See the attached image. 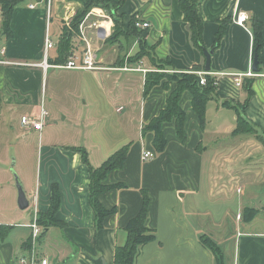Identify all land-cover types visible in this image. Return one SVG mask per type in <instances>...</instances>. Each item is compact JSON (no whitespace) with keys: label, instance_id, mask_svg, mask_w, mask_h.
Returning <instances> with one entry per match:
<instances>
[{"label":"crops","instance_id":"obj_1","mask_svg":"<svg viewBox=\"0 0 264 264\" xmlns=\"http://www.w3.org/2000/svg\"><path fill=\"white\" fill-rule=\"evenodd\" d=\"M179 2L127 0L120 8L125 24L135 18L151 23L146 35L150 52L139 60L130 58L140 49L138 38L106 41L114 27L109 14L102 22L110 32L106 38L99 36L101 26H88L93 31L83 26L81 31L97 49L96 70L53 66L44 71L19 64L43 58L45 44L42 37L36 43L33 31L41 28L42 36L45 11L47 19L54 18L59 25L50 62L61 64L58 40L66 29L74 33L70 53L81 52L82 34L73 28L80 0H24L15 8L11 37L1 32L0 22V36L7 39L3 59L14 62L0 63V264H20L19 258L28 253V224L34 218L31 202L24 210L18 206L9 176L12 156L14 163L32 164V172L26 164L27 169L18 173L30 200L38 191V211L47 212L53 186L60 189L57 218L63 224L48 228L38 242L51 264H114L115 248L126 242L125 227L139 213L144 191L150 197L147 225L155 239L140 247L134 264H217L203 243L204 234L219 244L225 264H264V47L259 71L252 70L241 86L229 75L252 69L251 23L261 22L264 36V0H198L206 49L213 48L220 22L230 20L211 56L216 92L203 127L193 95L184 91L180 104L186 113L187 140L178 137L173 119L163 125L165 149L156 152L154 133L143 132V127L165 108L175 83L159 84L146 94L147 72L157 71L159 60L170 62L166 72L206 71L204 52L193 45ZM240 11L249 15L244 24L237 22ZM246 81L252 95L242 114L253 131L235 132L237 110L224 102L241 108L248 96ZM43 96L46 125L41 131L26 129L22 117L37 115ZM127 144L123 167L110 171L105 180L112 188L100 194L103 205L115 211L97 230L90 168L82 150L90 165L99 167ZM145 149L155 155L143 159Z\"/></svg>","mask_w":264,"mask_h":264},{"label":"trees","instance_id":"obj_2","mask_svg":"<svg viewBox=\"0 0 264 264\" xmlns=\"http://www.w3.org/2000/svg\"><path fill=\"white\" fill-rule=\"evenodd\" d=\"M24 0H0L4 10V17L2 21L1 32L12 36L11 23L17 5ZM84 6L78 9L73 20V28L78 31V26L93 7H100L105 9L114 21L113 31L107 38V42H118L122 36L127 38L130 36L136 37L139 40L140 49L130 58L139 60L150 52L149 45L146 42L147 29H140L135 26V19H131L128 24H125L122 14H119L120 8L127 0H98L95 3L93 0H80ZM180 7L184 13V19L188 24L190 37L193 45L204 52L205 46L203 42L204 22L198 13V0H180ZM229 19L220 22L219 30L215 36V43L213 48H217L226 32ZM251 29L254 37V56L257 55L259 61V68L261 67L263 58L261 56V49L264 47L263 24L258 20H252ZM74 33L72 30L66 29L58 40V59L57 61L65 62L71 49L72 37ZM170 66V62L159 60L157 62V71H148L145 80V93L148 94L155 86L163 84L169 87V83H175L174 89L171 91L165 108H163L159 115L154 117L149 123L143 127V132H153L154 140L153 146L156 152H162L167 145V138L163 128L164 123L174 119L176 131L181 141L187 140L186 131V113L182 109L180 101L184 91H190L193 95V108L197 113L201 125H206V111L207 105L213 99L216 92V78L207 75L206 84L200 83V76L196 73L201 68H195L193 72H166ZM161 69V70H160ZM248 87V96L245 104L240 108L237 104H232L231 101H225L224 105L234 107L237 110V126L235 132L253 131L252 125L244 118L242 110L247 104L252 95V88L250 81H246ZM262 137V136H259ZM130 144L124 145L109 156L99 167H93L89 163L88 153L84 149L83 159L89 165L91 183H90V202L95 211V226L97 230L104 227L106 217L112 214L115 209L106 208L100 200V194L112 188L105 183V180L110 171L123 167L127 156L129 154ZM121 186V185H117ZM143 204L139 213L133 217L126 225L127 240L123 245H118L115 248L114 264H134L135 259L140 251V247L155 239L154 232L147 225L148 211L150 205L149 194L143 192ZM61 204V192L57 185L53 186L51 196L50 208L47 212L38 211V222L43 226V234L51 226L62 225L63 222L57 218V211ZM42 234V236H43ZM203 243L215 255L217 264H225L224 254L221 251L219 244L208 235H203Z\"/></svg>","mask_w":264,"mask_h":264},{"label":"built area","instance_id":"obj_3","mask_svg":"<svg viewBox=\"0 0 264 264\" xmlns=\"http://www.w3.org/2000/svg\"><path fill=\"white\" fill-rule=\"evenodd\" d=\"M31 7H34V5H30ZM93 13V12H92ZM48 14L50 15V3L48 6ZM105 16V15H104ZM4 17V10L2 7V4L0 3V22L3 21ZM249 20V15L245 11H240L237 16V22L240 24H244ZM135 26L140 29H146L151 26V23L148 21H145L141 18H135ZM103 26L102 23L97 24L96 27ZM83 31V25L81 26ZM81 31V32H82ZM102 34V32H99ZM81 37L83 41H85L86 45H84L81 52L77 51V49H72L70 55L66 59L65 62L61 64H52L49 60L50 56V50L55 46L54 41L51 39L50 32L47 31L46 38H45V47L43 51V58L40 62L37 63H19L23 65L28 66H40L43 68L44 71H47L49 67H63V68H70V69H84V70H96L100 68L97 62V49L93 45V43L87 39L85 34L82 32ZM104 37L106 38L110 32L108 28H105V32H103ZM1 35V34H0ZM100 36V34H99ZM7 46L3 43V41H0V63L8 64V63H14L9 60L3 59V57L6 55ZM196 73L200 76V83L206 84L207 82V75L212 76L214 72L210 71H201L198 70ZM254 72L252 69H250L246 73H233L229 74L234 78V82L237 86H241L243 84V78L247 76H252ZM217 84V80L215 82ZM47 110L44 104V96L42 99V104L40 107V110L37 115H24L22 117V124L26 129H36L41 131L44 126L47 123ZM155 155L154 151L145 149L143 151V159L151 158ZM38 191L35 192V195L31 198L30 202L34 205V218L31 223L28 224V226L31 228V234L29 237V248L28 253L24 256H21L19 258L20 264H51V261L49 257L44 256L40 253L38 249V242L40 238L42 237L44 228L40 223L38 222ZM242 217L241 213L237 214V218L240 219Z\"/></svg>","mask_w":264,"mask_h":264},{"label":"rangeland","instance_id":"obj_4","mask_svg":"<svg viewBox=\"0 0 264 264\" xmlns=\"http://www.w3.org/2000/svg\"><path fill=\"white\" fill-rule=\"evenodd\" d=\"M22 4L25 5L26 2L25 3H22ZM79 6H80L79 9L80 8L82 9L84 7L82 5V3ZM92 11L95 12L96 16L92 15ZM108 14L109 13L107 11H103V10L102 11H99L97 9L91 8L89 10V12L86 14V16L84 17V19L82 20V22L80 23V25L78 26V32L81 34V26L82 25L83 26H87V29H88V26H90V25L94 26V28H95L97 24H99V23L101 24L103 22V20L106 19L105 17H106V15L108 16ZM47 21H48V24L49 25H47ZM58 27H59V25H58L57 21L54 18L53 19L52 18L51 19L50 18L47 19V12L45 11V25H44V29L42 31V36L40 35L41 28H39L37 31H33L35 33V35L37 34L36 43L41 42V37H42L43 45L45 44V38H46L47 31L50 32L51 39L53 41H55L57 39V37H58ZM88 30L89 31H93V29H91V28H89ZM38 32H40V33H38ZM90 33H88V34L90 35ZM1 39L3 40V43L5 44V46H7V39L0 36V41H1ZM81 41H83V40H81ZM83 43H84V45H86L85 41H83ZM39 45L40 44H38V46ZM210 116L212 117V111L210 113ZM14 159L16 161V158L12 156L11 157V162L9 164V169L11 170L10 173H9V176H10L11 181H12L14 187H15V193L16 192L18 193L17 179H18V177L20 178V175H19L18 171H21L22 172L23 170L27 169L24 166V165L27 164L28 165V171L29 172H32V169H31L32 168V164L31 163L24 164L22 162H15L14 163L13 162ZM7 175L8 174L6 173V176ZM6 185H8V182L6 183ZM231 214H233V210L231 211ZM233 245H234V243H233Z\"/></svg>","mask_w":264,"mask_h":264},{"label":"water","instance_id":"obj_5","mask_svg":"<svg viewBox=\"0 0 264 264\" xmlns=\"http://www.w3.org/2000/svg\"><path fill=\"white\" fill-rule=\"evenodd\" d=\"M93 1L95 3H98V0H93ZM99 32H102V34L101 33H99V34L101 37H104L103 32H105V28L101 26ZM213 52H214V48H211L209 50L206 48L204 49V55L206 58L205 68L207 71L211 70V56H212ZM258 65H259V61H258L257 55H255L253 63H252V70L254 72L259 71ZM17 188H18V206L24 210L30 206V199L27 197V194H26L24 187H23V183L19 177L17 179Z\"/></svg>","mask_w":264,"mask_h":264},{"label":"bare ground","instance_id":"obj_6","mask_svg":"<svg viewBox=\"0 0 264 264\" xmlns=\"http://www.w3.org/2000/svg\"><path fill=\"white\" fill-rule=\"evenodd\" d=\"M105 28H108V26H105Z\"/></svg>","mask_w":264,"mask_h":264}]
</instances>
